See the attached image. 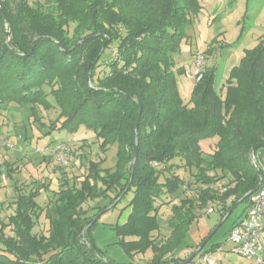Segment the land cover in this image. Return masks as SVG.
<instances>
[{
  "label": "trees",
  "instance_id": "16d2710c",
  "mask_svg": "<svg viewBox=\"0 0 264 264\" xmlns=\"http://www.w3.org/2000/svg\"><path fill=\"white\" fill-rule=\"evenodd\" d=\"M201 8L200 0H54L45 10L39 1L0 0V105L30 103L32 120L47 132L75 133L84 126L100 140L101 152L116 147L113 170L100 167L103 158L89 160L78 185L63 178L46 208L37 198L48 184L37 182L17 193L14 211L7 222L0 220V264H107L100 259L105 255L95 246L92 230L96 214L108 205L90 215L82 205L101 198H109L110 205L130 190L127 218L112 228L117 243L131 257L150 250V260L141 264H182L186 259L171 255L199 210L220 202V220L236 200L260 187L249 152L264 144V34L229 70L223 95L214 83L215 67H206L194 83L190 103L184 104L175 73L184 74L186 67L175 68L174 56L190 38ZM107 49L115 53L105 58ZM106 59L108 72L95 78ZM49 95L59 110L58 125L44 126L35 106L53 108ZM210 137L217 142L205 157L199 142ZM257 151L264 152V146ZM175 159L195 171L200 186L193 197L171 205L170 234L156 241L155 201L176 195L183 183L174 173L159 182ZM3 164L11 174L10 165ZM225 175L230 177L226 184L210 188ZM42 213L48 220L46 235L33 232ZM8 227L12 235H6Z\"/></svg>",
  "mask_w": 264,
  "mask_h": 264
},
{
  "label": "rangeland",
  "instance_id": "374dc122",
  "mask_svg": "<svg viewBox=\"0 0 264 264\" xmlns=\"http://www.w3.org/2000/svg\"><path fill=\"white\" fill-rule=\"evenodd\" d=\"M35 1H39L43 4V9L48 10L54 4V0H28L31 4ZM263 0H253L252 5H259ZM239 5L244 6V0L238 2ZM237 4V5H238ZM219 23L216 21L213 27L217 28L221 24L224 29L227 30L225 34L226 41H232L235 38L236 31L233 29L232 21H234V13H230L227 16L220 17ZM223 22V23H222ZM252 22L251 18L246 20V26ZM202 25V24H200ZM198 26V27H197ZM73 25L70 24L68 28L69 36L72 34ZM193 28V27H192ZM191 28V29H192ZM195 29L199 28L200 31L205 28L195 24ZM255 29H257L255 27ZM190 32V30L188 31ZM192 43L189 45L187 42H182L179 52L174 56L175 68L179 66L187 67L191 65L189 56V50L195 49L196 44L199 43L200 37L197 35L192 36ZM246 39L244 46L248 48L250 44ZM113 47H111L112 49ZM197 52H202L205 58V68L211 62H215L216 55H207L201 50H197L191 57ZM114 50H106V57L110 54H114ZM108 60H103L96 70L95 78L101 77L108 72L107 67ZM217 65L215 75V86L218 92L223 95L222 90L224 83L222 81L227 73V69L232 65L225 56H222V61ZM237 65V64H236ZM176 84L181 100L184 104H189L191 99V93L194 86L193 80L187 78L185 74L175 73ZM228 76V74L226 75ZM225 76V77H226ZM224 82V81H223ZM222 85V87H221ZM221 87V88H220ZM46 91L48 89L46 88ZM49 102L54 106L49 110H45L43 107L36 105L37 113L40 116L44 126L50 123H57V117L59 110L55 106V102L52 96H48ZM30 103L23 104L22 106L14 103H5L0 105V136L4 141H7L14 145V149L3 147L0 149V220L7 222L8 216L14 211V200L19 191L26 192L28 189L38 183L48 184L46 192H41L37 198V202L42 208L50 206L53 202L54 192L58 190L61 180L67 178L70 184L78 185L79 180L87 172V162L89 160L98 161L102 158L104 162L101 164V168L114 169L115 163V145L103 153L99 150L100 140L96 139L94 133L84 126H81L77 132L70 133L67 130L52 129L47 132L45 128H42L39 123H35L30 116ZM58 125V123H57ZM45 129V130H43ZM44 139V142H41ZM216 137H210L203 139L199 142L203 156L208 157V154L212 152ZM65 144L67 146L68 164L59 165L58 162L49 155L46 148L54 144ZM10 165L11 174L8 175L7 168L3 163ZM173 164V169L170 173L166 172L159 178V182H163L164 178L172 173L177 174L183 183L176 193V195H163L155 201L158 207L157 223L158 233H154L153 237L156 241H162L160 238H164L170 230L168 220L171 217L170 207L174 203H178L180 199L186 197H193L196 194L199 183L195 181L194 170H188L182 166V162L175 159L170 162ZM153 165V163H152ZM221 174L218 173L217 176ZM230 177L225 175L218 184H226ZM114 192L111 194L113 195ZM124 192L115 201L109 205V198H101L95 200H88L82 205V208L86 210L87 214L97 213V209L108 205L105 212H99L96 216H99L97 224L92 230V236L95 246L105 255L110 264H141L144 263L151 256V251H147L144 254H135L132 257L127 255L120 247L118 242V236L112 229L116 224H122L129 213V200L133 196L132 190ZM229 203V202H228ZM245 207V203H240L236 206L230 216L224 221V223L216 230V232L209 238L205 244L204 249L197 253L190 264H199L196 261L199 259L201 253L212 244H219L223 248H230L228 238V230L232 226L235 219L239 217L241 210ZM219 221V214L217 211L209 214H199L197 220L193 223L182 242V244L173 252L171 256L179 259H187V257L195 250V234L198 229H213ZM48 220L42 213L41 216L35 221L34 231L37 234L47 233ZM6 235H12L11 227L5 229ZM191 245V246H190ZM224 255L229 251H224ZM229 254V253H228ZM232 254V253H231ZM214 258L216 256H213ZM217 264H252L250 262L241 263L237 255L232 254V258L223 259L222 257H216ZM228 260V261H226ZM264 264V263H263Z\"/></svg>",
  "mask_w": 264,
  "mask_h": 264
},
{
  "label": "crops",
  "instance_id": "0c3cea01",
  "mask_svg": "<svg viewBox=\"0 0 264 264\" xmlns=\"http://www.w3.org/2000/svg\"><path fill=\"white\" fill-rule=\"evenodd\" d=\"M239 1L240 0H200V4L202 6L201 11L196 16L193 28L190 29V32H188V34L190 35V38L186 41L190 45L193 41V39H192L193 34L195 37L198 33V35L200 37L199 43L196 44L195 49L193 48L192 50H189V56L188 57L191 60V64H192V59H193L191 57V54H193L197 50H201V51L205 52L207 55L208 54L209 55H211V54L216 55V60L214 63L211 62V64H208V61H207V67L212 66V67H215L216 70H217L216 64H220L222 61V56H225L226 59L232 64L227 69V73H226V75H227L229 70L234 65L238 64L239 60L241 59V57L244 54V50L252 48L257 44L259 37L264 34V0L259 5H252L253 0H244L243 8H242V5L238 4ZM230 13H234V21H232L231 26L233 25L232 28L235 29L236 34H235V38L232 41H226L225 40V34L227 33V30L224 29V26L221 24L220 26L215 28V27H213V24L216 21L219 23L220 17L227 16ZM248 18H251L252 22L251 23L249 22L248 25L246 26V20H248ZM196 21H197V24L199 26L205 28V30L200 31L199 28L195 29L194 27H195ZM200 24H202V25H200ZM242 26H243V30H242L241 37L236 41ZM255 27L257 29H255ZM246 39H248L249 40L248 42L250 43L248 45V48L244 46V42L246 41ZM206 50H208V52H206ZM190 66H187L186 68H188ZM215 75H216V71H215ZM225 76L223 78L224 82L227 78V76L226 77ZM223 81H222V85L224 83ZM222 85H221V87H222ZM222 90L224 91L223 88H222ZM41 142H44V139H42ZM2 148L3 147L0 146V149H2ZM129 211H130V208H129ZM215 211H217L218 214H220L219 208H216L213 212H215ZM192 225H193V223L191 224V226ZM196 229H198V232H197V234H195V240L196 241L193 245H196L199 242H201V240L204 237H206L210 231V229H200V228H196ZM33 232L36 233L34 231V228H33ZM158 232H159V229L157 231L153 232L152 234L158 233ZM43 234L46 235L47 233H43ZM169 234H170V230L167 234H165V233L161 234V235H165V237L160 238V239H162V241L165 240L169 236ZM127 239H129V238H127ZM229 244L231 245L230 248H223L219 245L218 247H216V249L214 251H211V252L206 253V254H209L214 259L215 264H217V262H216L217 258L216 257H222L223 259H225L227 256V257L232 258V254H235V255H237V254L232 250V243L229 242ZM222 250L229 251L228 252L229 254L226 253L224 255V252ZM147 251H149V250H147ZM151 255H152V253H151ZM213 256H216V257L214 258ZM237 256L239 257L241 263L250 262V261H247V260L241 258L239 255H237ZM150 258H151V256H150ZM150 258L147 259L146 261L150 260ZM226 259H228V258H226ZM226 261H228V260H226ZM197 263H199V262H197ZM250 263H252V262H250ZM199 264H203V263H199ZM219 264H222L221 261ZM252 264H254V263H252Z\"/></svg>",
  "mask_w": 264,
  "mask_h": 264
},
{
  "label": "built area",
  "instance_id": "2783aa9c",
  "mask_svg": "<svg viewBox=\"0 0 264 264\" xmlns=\"http://www.w3.org/2000/svg\"><path fill=\"white\" fill-rule=\"evenodd\" d=\"M205 68V58L202 52H197L192 59L190 67L185 69V76L193 82L202 77ZM0 146L14 149V145L4 141L0 136ZM46 151L58 162L59 165L68 164L67 146L54 144ZM250 163L259 172V188L249 195L245 202L240 217L230 228L227 240L232 243V250L241 258L254 264L264 263V152L255 151L250 155ZM157 165V163H153ZM200 186V184H199ZM212 189L219 188L218 184H212ZM216 208H221L220 202L208 203V206L199 210V214L212 213ZM199 263L215 264L214 259L206 253H201Z\"/></svg>",
  "mask_w": 264,
  "mask_h": 264
},
{
  "label": "water",
  "instance_id": "95a60500",
  "mask_svg": "<svg viewBox=\"0 0 264 264\" xmlns=\"http://www.w3.org/2000/svg\"><path fill=\"white\" fill-rule=\"evenodd\" d=\"M60 46V44H59ZM31 52V51H30ZM30 52L28 54H30ZM139 116H140V111L138 112L137 114V117H136V120H135V124H134V128L136 130L137 128V122H138V119H139ZM136 146H137V139L135 140V149H134V153H133V158H132V162H131V173L133 172V169H134V163L136 161V157H137V153H136ZM261 146H264V144H260V145H255L251 148L249 154L251 155L252 153H254L257 148L261 147ZM124 193V192H123ZM122 193V194H123ZM251 192H248L246 194H244L243 196H241L238 200H236L234 202V204H232L230 206V208L226 211V213L222 216V218L218 221V223L216 224V226L207 234L206 237H204L201 242L198 244V246L195 248V250L187 257V259L182 263V264H188L192 259L193 257L199 253L201 251V249L203 248V246L207 243V241L209 240V238L216 232V230L224 223V221L227 219V217L231 214V212L233 211V209L238 206L242 200L247 196L249 195ZM121 194V195H122ZM97 219V216L94 218V220ZM83 242V241H82ZM85 244H87L86 242H83ZM87 247L89 249V251L91 252L92 255L96 256V257H100L96 251L93 249V247L89 244H87ZM100 259L107 263V264H110V262L106 259V258H103V257H100Z\"/></svg>",
  "mask_w": 264,
  "mask_h": 264
}]
</instances>
